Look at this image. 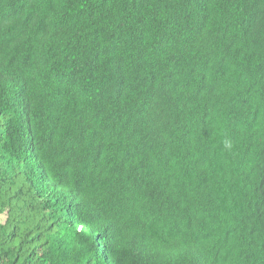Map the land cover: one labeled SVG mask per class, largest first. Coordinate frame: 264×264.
I'll list each match as a JSON object with an SVG mask.
<instances>
[{"label":"trees","instance_id":"obj_1","mask_svg":"<svg viewBox=\"0 0 264 264\" xmlns=\"http://www.w3.org/2000/svg\"><path fill=\"white\" fill-rule=\"evenodd\" d=\"M0 264H264V0H0Z\"/></svg>","mask_w":264,"mask_h":264}]
</instances>
